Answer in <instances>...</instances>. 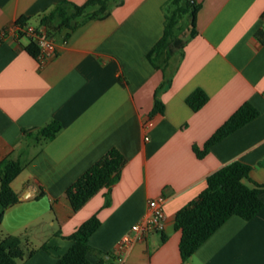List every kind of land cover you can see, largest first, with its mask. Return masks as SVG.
<instances>
[{"label":"crops","instance_id":"1","mask_svg":"<svg viewBox=\"0 0 264 264\" xmlns=\"http://www.w3.org/2000/svg\"><path fill=\"white\" fill-rule=\"evenodd\" d=\"M62 1L0 0V163L24 164L0 239L18 234L35 249L22 264H56L73 243L68 235L97 213L89 258L115 264L121 238L163 193L164 229L127 245L121 264H264V206L250 220L229 217L188 261L175 226L177 211L233 160L251 165L247 184L264 183V0H195L197 33L171 58L165 110L154 114L164 72L147 53L164 34L168 0H113L105 18L49 32L58 51L44 63L26 49L31 37L3 33L21 18L39 26ZM197 89L209 100L195 110L187 98ZM246 101L259 115L199 157L194 146L202 148ZM52 120L63 125L54 138L23 134ZM113 147L126 157L119 180L75 211L67 188Z\"/></svg>","mask_w":264,"mask_h":264},{"label":"trees","instance_id":"2","mask_svg":"<svg viewBox=\"0 0 264 264\" xmlns=\"http://www.w3.org/2000/svg\"><path fill=\"white\" fill-rule=\"evenodd\" d=\"M112 1L86 0L83 3H76L64 0L43 15L40 25L46 26L47 31L53 35L63 29H73L80 18L102 19L108 16ZM200 6L201 4L195 0H168L165 3L164 34L147 53L152 64L164 72V79L155 92V104L151 114L165 110L161 95L171 83V77L167 73L171 58L177 53H183L188 38L197 33L196 18ZM17 22L24 24L26 18H21ZM26 49L38 57L40 47L33 39ZM208 100L209 95L203 89H197L187 98L195 110L204 106ZM259 113V109L252 102H244L217 128L202 148L194 146L195 152L199 157L205 156L212 145L256 118ZM62 127L60 121L52 120L41 127L24 128L23 134H33L38 139H51ZM125 162L123 152L113 147L71 183L66 195L73 209L79 210L104 187L109 189L110 194L113 184L121 176ZM23 168L24 164L20 158H5L0 163V224L6 208L19 200L12 182ZM251 169L250 164L241 160L225 164L207 177L206 186L195 199L177 211L175 226L181 232L180 251L184 261H188L229 217L236 214L250 220L263 208L264 183H255L251 186L244 181L249 177ZM100 224L101 220L95 213L68 235L73 243L68 251L59 257L56 264H94L89 258V253L93 249L90 237ZM34 252L35 249L18 234H7L0 239V264H22L25 258Z\"/></svg>","mask_w":264,"mask_h":264},{"label":"built area","instance_id":"3","mask_svg":"<svg viewBox=\"0 0 264 264\" xmlns=\"http://www.w3.org/2000/svg\"><path fill=\"white\" fill-rule=\"evenodd\" d=\"M17 32L31 37L40 47L38 59L44 63L57 55L58 42L55 36H52L47 31L44 25H34L31 23L17 24L15 27L3 29V33ZM148 139V136H146ZM167 196L159 194L149 200L148 210L145 217L132 225L129 232H127L119 241L118 257L115 264H121L125 259V247L131 242L144 238L148 233L155 230H163L165 226V203Z\"/></svg>","mask_w":264,"mask_h":264}]
</instances>
